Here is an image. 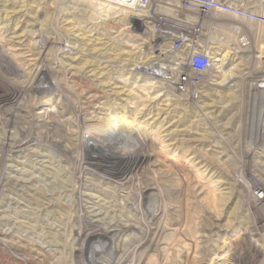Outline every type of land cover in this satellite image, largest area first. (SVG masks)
Returning a JSON list of instances; mask_svg holds the SVG:
<instances>
[{"label":"rangeland","instance_id":"rangeland-1","mask_svg":"<svg viewBox=\"0 0 264 264\" xmlns=\"http://www.w3.org/2000/svg\"><path fill=\"white\" fill-rule=\"evenodd\" d=\"M113 10L0 0V264H264V23L224 15L216 83L194 97ZM112 114L132 123L117 149L100 145Z\"/></svg>","mask_w":264,"mask_h":264},{"label":"built area","instance_id":"built-area-1","mask_svg":"<svg viewBox=\"0 0 264 264\" xmlns=\"http://www.w3.org/2000/svg\"><path fill=\"white\" fill-rule=\"evenodd\" d=\"M108 1L114 10L104 14L107 21L115 23L116 12L124 11L143 24V35L154 54L153 73L163 86L194 97L215 85L220 63L210 15L222 12L264 23V15L247 7L244 0Z\"/></svg>","mask_w":264,"mask_h":264},{"label":"bare ground","instance_id":"bare-ground-1","mask_svg":"<svg viewBox=\"0 0 264 264\" xmlns=\"http://www.w3.org/2000/svg\"><path fill=\"white\" fill-rule=\"evenodd\" d=\"M93 2H95V3H97L98 5H105V6H112L113 7V5H107L108 4V2H110V1H108V0H92ZM120 1H122V0H120ZM116 6V8H117V4L115 5ZM99 11H100V9H99ZM217 13H222V12H217ZM230 15V14H229ZM232 16H234V17H236V18H240V19H245V20H250V21H254V22H258V21H255V20H252V19H246V18H242V17H239V16H235V15H232ZM220 60H222V58H219V61ZM221 67V65H219L218 66V68H220ZM86 110V109H85ZM110 116H111V118H110ZM109 116V118L106 120V122L104 123V127H105V129L104 130H106L108 133H107V135H105V136H101L102 138H103V142L100 144V145H102V144H105L106 146H109L110 144L113 146H111L112 148H116L117 146H118V144H117V142L115 141V137L117 136V135H114V133H111V130H112V128L114 127L115 128V126H116V123L117 124H120V125H129V124H132L131 123V121H130V119H128V118H126L125 116H120V115H116V114H112V115H110ZM87 121H88V124L89 125H95L94 123L95 122H97V119H95V118H90L89 120L87 119ZM87 140V139H86ZM4 142V141H3ZM108 144V145H107ZM115 145H117V146H115ZM96 147V146H95ZM106 148V147H105ZM117 149V148H116ZM126 151V150H125ZM93 160V159H92ZM92 163V162H91ZM95 163V162H94ZM94 165V164H93ZM262 189V193H263V198L260 200V202H262V200L264 199V187L263 188H261ZM259 202V203H260ZM90 203V202H89ZM93 204V203H92ZM86 207V206H85ZM96 206H93L92 205V207H90V209L91 210H87L86 212H88V214L89 215H96V216H100V215H103L104 213L102 212V210L100 211V210H98L97 208H95ZM89 208V207H88ZM85 217V216H84ZM83 217V218H84ZM109 218V217H108ZM86 220V223H87V225H88V223L90 224V225H96V224H92L90 221H88L87 219H85ZM97 221H100L101 222V225H103L104 227H114V220H112V219H107V217H104V219H100V220H98V219H96ZM96 222V221H95ZM98 223V222H97ZM128 226L129 225H123V226H121V227H119V228H116L115 230H114V232H116L117 234H121L122 233V231H124L125 232V230H127V228H128ZM98 227V226H97ZM94 228H95V226H94ZM91 229V228H90ZM97 230V229H96ZM130 230V229H129ZM95 230H93V232H94ZM140 232V231H139ZM114 234V233H113Z\"/></svg>","mask_w":264,"mask_h":264},{"label":"crops","instance_id":"crops-1","mask_svg":"<svg viewBox=\"0 0 264 264\" xmlns=\"http://www.w3.org/2000/svg\"><path fill=\"white\" fill-rule=\"evenodd\" d=\"M224 15H228V16H232V15H229V14H223V13H217V12H214L213 13V15H212V17L210 18L211 20H212V22H213V25H214V27H215V25H218V23H219V21L220 20H224L223 18H225V16ZM232 17H234V16H232ZM236 18V17H235ZM221 23H223V22H221ZM215 43V42H214ZM216 43H218V42H216ZM261 57V56H260ZM264 70V69H263ZM260 77V78H259ZM258 77V81H264V73H262V75H260ZM261 89V88H260ZM261 94H263L264 95V89L262 90V93Z\"/></svg>","mask_w":264,"mask_h":264}]
</instances>
